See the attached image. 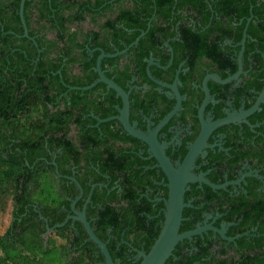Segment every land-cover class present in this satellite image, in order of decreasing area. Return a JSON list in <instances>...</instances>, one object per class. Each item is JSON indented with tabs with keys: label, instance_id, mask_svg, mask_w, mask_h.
Returning <instances> with one entry per match:
<instances>
[{
	"label": "flooded vegetation",
	"instance_id": "flooded-vegetation-1",
	"mask_svg": "<svg viewBox=\"0 0 264 264\" xmlns=\"http://www.w3.org/2000/svg\"><path fill=\"white\" fill-rule=\"evenodd\" d=\"M42 1H30L27 18L23 8L24 22L21 20L19 9V21L12 17V21L6 22L11 26L7 30L14 45L11 53L17 49L18 52L27 54L25 47L29 50L31 48L34 51L30 52H35L34 57L31 55L29 58L31 63H36L39 58L44 57L45 50L46 53L49 51V41L56 40L57 43L61 44L67 40L65 35L58 41L57 31L52 30L51 21L38 20V8ZM91 1L94 2L95 0ZM151 1L156 3L157 0ZM194 1L205 6L204 9L208 10L205 11V13L208 12L206 17L203 18L202 13H199L198 8L201 6L193 9L192 6L189 7L186 4L181 8L178 5L179 0H172L170 15L172 18L180 15L183 19L176 21L171 19L167 22L155 21L162 27L169 26L171 34L167 37L154 38L155 44L147 49L148 54L143 57V61L146 62L143 71L151 84L141 80V72L135 68L133 46L138 43L139 40L136 43L134 41L139 36L128 44L121 40L122 48H118L115 43L111 42L113 53H107L111 56L106 57L114 58V61L111 68L102 70L106 76L105 71L107 70L113 71L115 68L127 66L129 77L125 80L126 89L120 84L118 85L128 94L130 123L144 133H148L160 125L164 117L177 104L174 90L168 86L159 85L155 80L169 86H175L180 95L179 108L158 128L156 133L158 141L165 144V154L174 168H177L183 161L201 130V108H203L204 120L210 122L238 115L252 107L264 88V78L260 90L253 86L248 87L250 85L246 83L253 62L258 59L255 52L259 51L255 48L245 53L247 44L258 42V38L249 33L250 27L256 24L251 21L254 15L250 14L246 21H243V17L239 18L237 11L225 13L214 9L211 5L212 0ZM107 3L111 4V8L106 12H98L95 21L90 16V12L95 8L91 7L90 10L92 11L85 13L84 19L64 20L60 25L63 26L65 33L77 31V40L81 41L84 33L90 30L97 31L100 25L111 15V11L113 16H116L121 8H127L131 11L135 0H106L102 5ZM7 9L10 12V9ZM100 9L101 7L97 8L98 11ZM249 10L251 12V8ZM155 11L156 8L153 7L152 13ZM192 12L194 16L189 15ZM69 13L70 11L65 10L66 16ZM152 18L153 16L148 17L146 22L148 26L153 25L151 23ZM3 27L4 25L1 24V29ZM57 51L58 47H55L53 51L49 52V57L56 58ZM91 52L92 50L89 51L90 54ZM262 56L264 60V52H262ZM240 61L241 72L237 77L224 83L211 77L216 75L221 80L229 78L239 71ZM57 62L61 63V68L51 70L48 67L45 81V84H48V93L50 95L57 94V104L46 103L47 109L51 115L59 110L64 111L68 106L72 115L69 118L63 116L42 118L38 117L34 110L23 112L19 118H14L15 122H19V129L24 131L17 138L16 135L10 137L14 134L13 129L5 127V122L0 120L3 138L7 137L20 141L22 145L28 143L25 142V137L31 136L32 139L38 137V134L30 135L26 131L32 123H43L45 127L48 125L47 133L43 136L42 141L35 146L30 144L23 150L17 147L18 159L21 161L19 166H13L14 171H17L16 175H18V190L17 197L13 200L16 214L12 216V220L19 222L18 224H22L23 218L26 222H32L30 226L31 235H37L43 240V250L56 249L62 253L60 261L45 263L41 261L42 256H39L38 250L33 256L30 255V259L39 260L30 262V264H68V260L71 261L70 264H82L81 258L85 259L86 264H105L104 258L100 259L99 248L88 238L82 223L76 219L78 216L76 211L84 212L90 223L93 217L89 218L88 216L89 207L98 208V203L92 198L95 187L107 186L111 182V176L108 172L102 174L107 179L105 184L95 180L100 175L99 165L102 162L98 156L99 141L106 137L100 124L114 120L115 122L112 123L113 130L124 131L126 136L136 137L128 134L122 123L116 118L120 115V108H122V99L116 91L111 95L112 99L109 104L106 102V97L111 88H108L106 84L105 87L96 86L98 82L94 85L96 86L94 90L85 94L82 91L87 89H81L85 86L71 84L77 76L83 79L84 72L81 65L70 63L67 58L57 60ZM95 67L96 63L93 67L94 72H96ZM152 67L159 76L154 74ZM52 75H57L58 81H62V87L52 83L50 79ZM110 79L113 80V77ZM140 81L141 83H139ZM76 91H80L79 95H75ZM74 97L77 100L73 102ZM117 99L120 102L115 101ZM106 104L116 113L106 118H100L98 111L95 112V110L104 107ZM262 104L264 102L249 115L231 119L210 131L205 146L195 158L190 171L196 175L202 174L210 182L216 185H224V187L213 189L204 182L187 183L183 196L187 206L182 210L179 232L212 225L224 230L226 237H235L245 232L249 235L256 230V227H251L249 231L242 233L230 232L231 227L236 226L242 219L241 215H237L233 218L236 219L237 222H235V220H230L227 217L241 204V201L249 202L251 199H255V196L250 195V190H254L257 195L262 194L264 196V159L261 160L264 144L259 139L263 121H259L254 115L255 112L261 111ZM59 126H62L61 130H57ZM84 140L87 141L84 142ZM129 140V142L122 144L110 139L108 144L112 150H117L121 146L126 149L132 146L137 149V155L143 160L152 161L149 165H141L144 170L154 169L156 175H151V183L144 186L143 192H139V198H148L152 204L150 208L157 212L151 214L147 212L148 209L143 211L148 217L144 221L145 227L152 225L153 232H156L157 227H159V233L164 220V201L168 195L167 177L158 166L156 159L148 151L147 143L140 139L136 141L137 143L132 142V139ZM2 155L7 157L5 153ZM41 160H45L47 166L35 168ZM5 168L6 166H1V171H4ZM52 171L61 179L60 181L54 179ZM37 178L39 181H36ZM86 187L89 189L86 190ZM19 208H22V212H18ZM184 209H186V216H183ZM59 219H61L60 222L54 221ZM90 226L100 239L91 223ZM182 226L185 230L180 231ZM17 227L20 228L21 226L18 225ZM128 228H130L129 224L123 231L128 230ZM104 234L106 240H101L107 247L112 239L111 229H106ZM51 235L63 238L62 244L57 245L54 238L48 239ZM195 235H199L202 241L211 240L214 249H225L228 251V255L235 252L230 243L236 238L233 241H228L220 233L211 229L203 230ZM195 235L184 238L188 239L186 242L184 239L179 241L181 242L179 249L182 252L192 253L196 249L194 243L197 240L193 239ZM128 238L129 240L126 241L121 235L116 245L119 247L121 243L127 244L128 248L123 252V255L128 264H139V253L145 252L144 243L137 240L136 245H133L130 241L132 235L129 234ZM47 243L51 246H47ZM174 259L177 260L178 258L175 257Z\"/></svg>",
	"mask_w": 264,
	"mask_h": 264
},
{
	"label": "trees",
	"instance_id": "trees-1",
	"mask_svg": "<svg viewBox=\"0 0 264 264\" xmlns=\"http://www.w3.org/2000/svg\"><path fill=\"white\" fill-rule=\"evenodd\" d=\"M31 0H25L24 14L28 17V6ZM106 0H91L76 2L74 0H43L38 8L39 16L38 20L51 21V28L57 31L58 41L65 35L67 40L59 44L56 40L49 41V51L44 52V57L39 58L36 63H31L30 57L35 52L30 48L25 47L26 53H20L16 49L11 53L14 45L11 41V35L7 33V30L11 27L6 22L15 19L19 21L18 9L20 0H0V120L5 122V127H11L14 134L20 137L22 129L20 130L19 122H15L14 118L26 111L34 110L38 117H50V116H63L69 118L72 115L71 109L67 106L64 111L59 110L53 114H49L46 103L52 105L57 104V94L50 95L48 93V84H45L47 79V70H56L61 68V63L57 60L67 58L70 63H79L84 72L82 77L77 76L71 82L76 86H88L96 78L97 73L94 72L93 67L96 63V58L103 50L105 53H113L112 43H115L118 48H122L123 44L121 40H124L126 44L131 43L137 36L144 31L138 41L133 46V60L136 63V69L141 72V80L147 81L145 83L151 84V81L145 76L143 71L145 67V61L143 57L147 56V49L155 44L153 41L157 37H167L171 34L169 26L162 27L155 21L167 22L169 20H182L180 15L176 18H172L170 15V4L172 0H157L153 1H140L135 0V4L131 11L127 8H121L116 16H108L106 21L100 25V28L96 30H90L84 33L82 40H77V31L64 32L63 26L60 25L64 20H82L85 17V13H89L90 8H95L90 12L92 20H96L98 12H106L111 8V4L107 3L102 5ZM192 6L193 9L199 7V13H202L203 18L206 17L208 12L205 13V6L200 2L194 0H179V6L183 8L185 5ZM211 5L214 9L219 11L230 13L231 11H237L240 17H243V21H246L250 14H253L252 25L249 29L251 36L258 38L256 44H247L245 53L254 50L257 56L256 62L250 69L248 77L246 78L248 87H255L257 90L263 86L264 78V60L262 52H264V0H212ZM101 7L100 11L97 10ZM153 7L156 11L152 13ZM10 12H8V9ZM251 8V12L250 9ZM54 9V10H53ZM65 10L70 11L69 15H65ZM73 12V13H71ZM13 15H12V14ZM52 13V14H51ZM190 16H194L193 12L189 13ZM152 18L153 25H147L148 17ZM155 16V18H154ZM146 17V19H144ZM215 20V19H214ZM1 24L4 27L1 29ZM188 30V29H187ZM111 40V41H110ZM112 42V43H111ZM175 46V44H173ZM210 48V45H208ZM55 47H58L55 57H49V52L53 51ZM102 49V50H101ZM92 50L91 54L89 51ZM74 52H77L74 54ZM214 52V51H213ZM27 55H29L27 57ZM114 58L106 57L101 60V69L105 70L112 67ZM49 67V68H48ZM153 72L154 68L152 67ZM127 66L123 68H115L113 71L107 70L105 74L107 77L112 78L120 84L124 89L125 80L129 77ZM154 74H156L154 72ZM159 76L158 74H156ZM138 77V79H140ZM53 84H58L62 87V81H58L57 75L50 77ZM141 83V81L139 82ZM96 86L105 87L104 83L99 82ZM82 91L83 93L91 92L95 87ZM75 95H79L80 91H76ZM114 94V90L109 89V93L106 97V102H111V95ZM76 97L72 101H76ZM120 102L119 99L115 100ZM105 105L102 108L95 110L98 111L100 118H106L116 113L110 106ZM255 117L259 121H263V125L260 128L259 139L264 144V104L260 112H255ZM114 120L101 123V129L105 138L99 141L98 156L102 160L99 165L100 175L95 180L105 184L107 179L102 175L108 172L111 176V182L107 186H96L92 198L98 203V208L89 207L88 216L93 217L90 221L91 225L95 228V232L100 239L106 240L104 232L110 228L112 231V239L107 244V249L115 264H128V261L123 255V252L128 248L127 244L121 243L117 247L120 236L128 241V235H132L130 240L133 245H136V241L140 240L144 243V251L147 252L153 241L155 240L159 227L156 232H153V226L145 227V222L148 217L144 214V210L148 209L149 213L156 214V210L150 208L151 202L148 198H139V192H143L144 186L151 183V175H156L154 169L144 170L141 165L151 164V160H143L136 153V148L132 146L128 149L124 147H118L117 150H112L108 141L121 142L122 144L129 142L137 143L138 139L132 138L123 131L113 130L112 123ZM48 125L32 123L29 129H26L27 133L38 134V137L31 136L25 137L26 145H22L20 141L3 138L1 126H0V250L3 252L0 254V264H30L35 261L30 259V255H34L38 250L42 249L44 245L43 240L39 236H33V240L30 242L27 240V233H30V226L32 222H26L23 218L22 224H18L12 220V216L16 214L15 204L13 200L17 197L18 190V175L14 167L19 166L21 159H18L17 147L20 150L26 149L30 144L35 146L42 141L43 136L47 133ZM62 126L57 127V130H61ZM85 137V135H84ZM32 139V140H29ZM87 140H84L86 142ZM12 151V152H9ZM14 151V152H13ZM5 153L7 157L2 154ZM146 155V153H144ZM262 158L264 159V147L262 148ZM31 161V159H29ZM96 160V158H95ZM1 166H6L4 171H1ZM14 166V167H13ZM47 166L45 160L39 161L37 167ZM52 175L55 180L59 179L52 171ZM36 181H39L38 178ZM115 181V182H113ZM249 188V187H248ZM89 188L86 187V190ZM252 192V193H251ZM250 195L255 196V199H251L249 202L241 201V204L233 210L231 215L227 218L232 220L237 215H241V221L236 226L231 227L230 232L242 233L249 231L251 227H256L254 232L249 235H243L231 242V247H234L235 252L228 255V251L225 249H214L213 242L205 239L201 240L199 235L193 237L197 240L194 243L196 249L192 253L182 252L179 249V242L172 253V255L166 260V264H264V196L262 194H255L254 190H250ZM151 196V195H150ZM162 205V204H161ZM157 207V206H156ZM186 209L183 211V216H186ZM18 212H22V208L18 209ZM162 218V216H160ZM146 219V220H145ZM236 221V219H233ZM60 222L59 220H54ZM130 225L128 230L123 231L127 225ZM21 227L18 228L17 226ZM80 226V224H79ZM149 228V229H148ZM17 230V231H16ZM151 230V233H150ZM185 230L184 226L180 228V231ZM233 234V233H231ZM232 236V235H230ZM154 238V239H153ZM188 239H184L186 242ZM51 242V241H50ZM22 245V249L26 252H18V255H13L11 251ZM177 257L178 259H174ZM100 259H103L100 254ZM117 260H119L118 263ZM82 264H86L84 258L80 259ZM68 260V264H70ZM32 264V263H31Z\"/></svg>",
	"mask_w": 264,
	"mask_h": 264
},
{
	"label": "water",
	"instance_id": "water-1",
	"mask_svg": "<svg viewBox=\"0 0 264 264\" xmlns=\"http://www.w3.org/2000/svg\"><path fill=\"white\" fill-rule=\"evenodd\" d=\"M25 0L20 1V8L19 13L21 20L24 22L23 18V8H24ZM142 32L139 37L134 41L136 43L139 38L143 35ZM241 55V53H240ZM111 56V54H107L101 51V54L98 56L96 60V72L98 74V78L88 86L82 87L81 89H89L93 87L98 82H103L106 84L108 88L113 89L122 99V108H120V115L116 117L123 125L125 131L144 141L148 144V151L151 155L156 159L158 166L164 171L167 177V187H168V195L164 201V220L161 226V229L153 242L152 246L150 247L148 252H140L139 264H165L166 260L171 256L176 244L183 240L184 238H190L192 235L199 234L201 231L206 229H211L220 233V235L227 239L228 241H233L235 238L247 235V232L244 234H239L235 237H226L224 235V230H220L212 225H205L202 227H198L194 230L179 232V227L182 221V210L187 204L184 202V192L186 188V184L189 182H204L209 185L213 189L223 188L224 185H216L209 180L205 179L202 174L196 175L192 173L190 170L193 167L194 160L197 155L200 153L202 148L205 146L206 139L210 133V131L218 125L225 124L229 122L231 119H237L239 117H244L255 111L261 103L264 102V88L262 89L259 97L256 99L255 103L249 109L240 112L238 115H233L231 117L222 118L216 120L214 122L205 121L202 115V110H200V120H201V130L194 141V143L190 146L187 154L185 155L183 161L178 165L177 168H174L172 163L170 162L169 158L166 156L164 148L165 144H162L158 141L156 133L159 127L164 124L179 108L180 105V95L176 90L175 86H169L166 83L160 82L155 80L156 83L162 86H168L169 88L173 89L176 97H177V104L174 109L169 112L164 119L162 120L161 124L158 125L155 129L148 131V133H144L139 129H136L134 124H131L129 121V101H128V94L124 91L122 87L116 84L112 79L106 77L104 72L100 67V62L103 57ZM241 72V61H240V69L239 71L230 76L225 80H221L218 76L212 75L211 77L218 80L219 82H227L232 78L237 77V75ZM80 89V88H79ZM104 121V120H103ZM78 216L76 219L80 221L88 235V238L92 240L96 246L99 248L105 264H115L112 260V257L106 247V244L99 239L95 233L93 232L90 223L86 219L84 212H77Z\"/></svg>",
	"mask_w": 264,
	"mask_h": 264
},
{
	"label": "rangeland",
	"instance_id": "rangeland-1",
	"mask_svg": "<svg viewBox=\"0 0 264 264\" xmlns=\"http://www.w3.org/2000/svg\"><path fill=\"white\" fill-rule=\"evenodd\" d=\"M25 237H27V240L30 242L31 240H33V236L28 233V235H26ZM46 239V237H44ZM55 239L56 241V244L57 245H60L62 244L63 242V238L57 236V235H51V237H49L48 239ZM47 246H51V244L47 243ZM22 245L20 244L18 247H15V249H13V251H11V253L13 255H18V252L20 251L21 253L22 252H26L25 250H22ZM57 248V246H56ZM3 251L0 250V254L2 253ZM39 256L41 257L42 256V260L43 262L45 263H49V262H57V261H60L61 260V255L62 253L59 251V250H56V249H52V250H43V248L41 250H39ZM33 256V255H31ZM30 258V257H29ZM41 259V258H40ZM35 260H39V259H35Z\"/></svg>",
	"mask_w": 264,
	"mask_h": 264
}]
</instances>
